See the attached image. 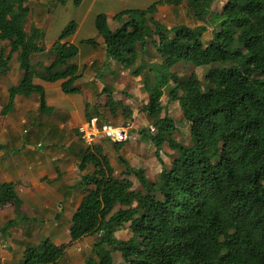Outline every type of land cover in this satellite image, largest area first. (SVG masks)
<instances>
[{"label": "trees", "instance_id": "trees-1", "mask_svg": "<svg viewBox=\"0 0 264 264\" xmlns=\"http://www.w3.org/2000/svg\"><path fill=\"white\" fill-rule=\"evenodd\" d=\"M81 1L74 4L79 6ZM184 1L164 3L179 7ZM211 2L189 0L193 17L205 23L195 27L168 28L155 19V5L118 13L114 19L122 24L115 30L106 14L96 17L106 61H118L129 69L146 53L149 37L158 36L162 68L185 62L207 71L203 82L192 73L185 80L177 77L174 83L144 62L132 71L136 76L145 70L143 87L149 96L141 111L152 125L141 135L154 144L159 159L165 144L177 156L169 167L160 159L162 170L151 181L144 169L131 167L123 158L124 174L114 176L115 168L103 149L87 146L79 170L94 169L79 181L87 187L86 198L73 215L69 242L96 236L84 264H114L113 253L119 247L125 264H264V0H226L223 10L213 16ZM28 3L0 0V40L8 42V48L0 51V74L11 69L15 53L25 72L20 84L9 89L6 110L17 95L37 94L40 111L47 113L52 109L44 88L34 83L39 73L31 62L34 54L44 50L39 46L43 33L37 28L26 32ZM209 24L216 27L206 41ZM76 29L74 22L62 32L61 41L52 48L56 59L42 75L47 82L62 81L65 94L80 93L76 81L82 73L71 62L79 48L62 42ZM83 43L98 45L94 38ZM181 48L185 55L178 58ZM165 89L168 101L179 103L183 121L190 124V146L176 140V121L167 114L161 116ZM109 98L108 104L111 94ZM124 143H115L116 149ZM131 175L140 189L133 188ZM11 202L18 203L14 184L0 183V206ZM126 224L131 237L118 239L117 232ZM65 252L47 239L38 247H26L24 264H58Z\"/></svg>", "mask_w": 264, "mask_h": 264}, {"label": "crops", "instance_id": "crops-1", "mask_svg": "<svg viewBox=\"0 0 264 264\" xmlns=\"http://www.w3.org/2000/svg\"><path fill=\"white\" fill-rule=\"evenodd\" d=\"M52 1L29 0L31 11L25 22L26 32L28 26L31 27V31L33 28L40 29L42 33L43 30L46 31L41 19L45 14H50L46 5ZM85 1L82 0L79 6ZM94 1L96 0L91 1L90 8ZM154 5L156 20L161 19L160 16L170 11V8H175L164 3V0H157ZM113 9L114 7L107 12H101L107 15L109 25L120 13ZM88 11L92 12V8ZM50 17L51 15L47 16L48 19ZM117 22L121 25L120 20ZM94 39L97 40L98 45L96 47L89 45L90 53L85 60L71 61L79 66L82 73V77L76 81L80 93L74 94L79 99L62 91V81L47 82L43 79V74L41 75L35 68L39 76L34 79V83L44 88L47 106L52 109L47 113L40 111L37 94L30 97L17 95L13 106L6 110L10 102L9 89L18 86L25 75L20 67L18 53L13 55L11 61L12 63L17 60L16 65L10 63L11 69L6 74H0V183L14 184L15 196L18 199V203L11 202L0 206V264H24L26 247H38L47 239L56 246L64 248L66 251L64 258L70 255L73 264L77 250H80L77 248L72 250L79 241L72 246L69 245L72 224L66 225L64 232L60 233L58 219L54 217L66 206L74 215L86 198L87 187L79 184V181L89 172V167L81 172L79 164L87 146L81 142L78 127L94 116L91 112L92 107L98 103L94 89L100 82L96 83L94 80L100 74V70L91 72L92 66L96 62L101 63L103 69L104 63L114 62L106 61V48L102 37L98 34ZM75 41L76 39L73 38L65 42L76 45ZM5 42L7 41L0 40V51L2 48H8ZM41 42L39 46L44 45ZM53 43L47 45V49ZM39 54L32 56L33 66L41 63L34 61ZM78 54L80 55V52ZM52 57V61L43 64L45 68L56 59L55 56ZM122 68L126 69L123 66ZM86 79L95 83L91 89L85 86ZM84 100L87 102L86 107ZM96 115H98L97 111ZM72 143L77 146L72 148ZM105 143H108V140L101 142L103 150L106 147ZM98 146L100 147L99 144ZM80 175L81 178L78 177ZM12 222L17 224L4 232L3 229ZM64 258L58 264H66Z\"/></svg>", "mask_w": 264, "mask_h": 264}, {"label": "rangeland", "instance_id": "rangeland-1", "mask_svg": "<svg viewBox=\"0 0 264 264\" xmlns=\"http://www.w3.org/2000/svg\"><path fill=\"white\" fill-rule=\"evenodd\" d=\"M91 1L92 0H86L81 6H76L74 4V0H67L65 4L61 3L60 0H53L51 3L46 5V8L49 9L50 14H45L44 18L41 19L43 25L45 24L44 29L46 30V33L43 30L42 38L44 50L37 58H34L36 63L41 62L34 65L35 68L39 70L41 75L45 74L46 71L44 65L52 61V56H55L52 50L54 43L61 41L62 32L67 27H69L71 23L75 22L77 25H79V27L76 29L74 33L75 35L63 39L62 42L71 41L73 38L76 39L75 42L76 45L79 46L80 52V55L78 54L72 59V62H76L78 59L85 60L87 54L90 53L91 47L83 43V40L97 38L98 31L95 27V20L96 17L101 14V12H107L112 7H114L113 10H117L118 12L126 9H147L157 2V0H96L91 6V12L88 11L91 9ZM225 2L226 0H212L210 8L211 15L213 16V14L220 13L223 10ZM48 15H51L49 19L47 18ZM158 16L159 15H157V17ZM210 16L207 15L206 17L210 19ZM160 17L162 18L158 21L168 28H173L179 25H186L189 27L205 25L204 22L197 21L193 17L189 0H185L179 7L170 8V11L164 13V15H161ZM28 24H30V22H28ZM120 24H122V21ZM109 26L112 30H115L120 25L117 20L113 19ZM215 27L216 25L213 26L212 24H209L207 31L204 33V39L206 41L213 37V30ZM27 32L31 33L30 26H28ZM52 42L54 43L49 49H47V45L51 44ZM5 43L6 45L8 44L7 42ZM159 43L160 39L158 36H150L148 39L146 53L140 54V57L134 66L129 69H123L121 63L118 61L104 63L103 69L101 63L96 62L91 69V72L100 70V74L96 80H94V82L100 83L96 85L94 89V95H96L95 98L98 103L94 104L92 107V114L96 115L97 111V116L111 122L115 126L129 127L131 132L129 140L126 141L119 150L116 149L115 144L111 141L108 140L109 144L105 143L106 147L103 151L110 158L115 168L113 175L116 177H120L124 174L125 167L121 162V159L123 158L128 161L131 167L144 169L147 177L151 181L157 180L162 170V163L160 162V159L167 167H169L174 160V156H177L176 153L172 151L167 144H165L162 150L159 152V159L156 154V148L154 144L148 139H144V137L141 135L142 130L150 128L152 125V119L141 111L142 107L148 103L149 96L143 87V77L145 70H141L140 74L136 76L132 73V71H134V69L142 62H144L147 65L156 66V72L162 75L163 78L168 80L170 83H174V80L178 78L185 80L192 73L197 74L202 82L205 78L207 71L206 67L195 68L194 66L185 62H179L176 66L170 69L162 68L164 61L158 50ZM137 48L139 49L140 46ZM184 55L185 48H181L178 51L177 57L182 58ZM17 62V60H14L11 64L16 65ZM61 70V67L57 68V71ZM150 77H154L153 73H150ZM86 81L87 83H85V86L88 89H91V87L95 84L93 82H89V79H86ZM110 94L112 99L111 103L108 104L107 102L110 99ZM68 95L74 98L78 97L74 94ZM86 106L87 102L84 100V107ZM162 106L164 110L161 116L167 114L176 121L178 127L177 132L175 133L176 140L185 146L192 145L190 124L183 121V114L179 103L168 101L167 89H165V95L162 98ZM152 131L154 130L152 129ZM81 142L86 145L82 139ZM99 145L100 147L102 146L101 143H99ZM76 146L77 144L72 143V148H75ZM93 169L94 167L89 166L88 171L92 172ZM78 177L81 178V175ZM129 178L132 181L133 188H141L135 176L131 175ZM72 216L73 211L67 206L62 209L60 213L55 215L54 218L58 219L57 222L59 224L60 233L64 232L66 225L72 224ZM116 237L121 240H128L131 237L129 224H126L122 230L117 232ZM95 241L96 236H91L78 242L77 246L72 249H80L77 250V256L74 257V264H84L85 258L92 252ZM113 258L114 264H125V261L122 257L121 247L117 248V251L113 253ZM63 261H65L66 264H73L71 263L70 255H67Z\"/></svg>", "mask_w": 264, "mask_h": 264}, {"label": "built area", "instance_id": "built-area-1", "mask_svg": "<svg viewBox=\"0 0 264 264\" xmlns=\"http://www.w3.org/2000/svg\"><path fill=\"white\" fill-rule=\"evenodd\" d=\"M78 133L87 146H95L104 140L123 143L129 140V127L115 126L111 122L94 115L78 127Z\"/></svg>", "mask_w": 264, "mask_h": 264}, {"label": "water", "instance_id": "water-1", "mask_svg": "<svg viewBox=\"0 0 264 264\" xmlns=\"http://www.w3.org/2000/svg\"><path fill=\"white\" fill-rule=\"evenodd\" d=\"M105 48H106V46H105Z\"/></svg>", "mask_w": 264, "mask_h": 264}]
</instances>
